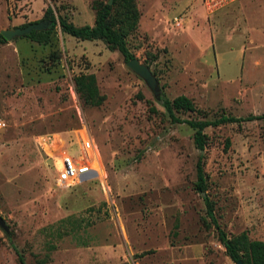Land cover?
I'll list each match as a JSON object with an SVG mask.
<instances>
[{
    "label": "rangeland",
    "instance_id": "rangeland-1",
    "mask_svg": "<svg viewBox=\"0 0 264 264\" xmlns=\"http://www.w3.org/2000/svg\"><path fill=\"white\" fill-rule=\"evenodd\" d=\"M99 1L0 0V30L35 22L46 7L91 26ZM134 4L126 46L153 89L100 41L56 29L47 46L22 37L0 45V264H18L12 247L25 264H234L203 197L226 236L245 232L264 244V122L207 127L200 151L193 131L170 123L160 105L188 98L195 111L174 113L187 121L264 115V0L213 11L201 0ZM78 74L94 75L100 106L74 93ZM83 134L98 176L57 186L49 154Z\"/></svg>",
    "mask_w": 264,
    "mask_h": 264
},
{
    "label": "trees",
    "instance_id": "trees-1",
    "mask_svg": "<svg viewBox=\"0 0 264 264\" xmlns=\"http://www.w3.org/2000/svg\"><path fill=\"white\" fill-rule=\"evenodd\" d=\"M100 0L95 8L93 23L91 26L82 25L74 26L61 16L54 15L50 7H46L43 11L42 17L32 23H37L46 20L50 23L46 30L31 31L27 36L22 38L29 40L38 46H47L51 43V39L56 29L61 34L70 36L78 41H100L110 51H117L122 60L127 62L133 59V56L128 51L126 46V37L135 31L138 13L134 4V0ZM30 24V23H29ZM29 24H24L16 28H24ZM14 29V28H13ZM6 41L0 35V45ZM55 58V57H54ZM73 91L84 105L90 107H98L104 100L103 95L98 93L95 77L93 74H78L72 77ZM160 105L172 124H186L193 131V143L195 148L202 151L205 143L204 129L207 127H217L221 125L236 124L239 125L244 122L262 121L264 122V115H246L244 117H234L221 115L216 119L207 120H181L174 115L179 112H194L195 107L192 102L184 97L177 96L171 100L161 99ZM200 157V156H199ZM195 190L201 195L205 192V176L202 169L200 158L195 164ZM202 197V196H201ZM205 206V214L212 224L217 239L224 249L227 258L234 264H264V244L258 240H250L245 232L233 236H226V234L218 226L215 217L213 216L212 204L203 197ZM71 222V221H70ZM69 217L61 219L58 224L70 223ZM64 228V226H62ZM72 226L69 231L61 230L57 232V238L68 235L72 232ZM71 230V231H70ZM49 249H53L50 245ZM15 253L18 264H25L22 255L12 247ZM147 252H142L140 255H145ZM119 264H128L122 262Z\"/></svg>",
    "mask_w": 264,
    "mask_h": 264
},
{
    "label": "built area",
    "instance_id": "built-area-1",
    "mask_svg": "<svg viewBox=\"0 0 264 264\" xmlns=\"http://www.w3.org/2000/svg\"><path fill=\"white\" fill-rule=\"evenodd\" d=\"M238 0H201L208 11L219 9ZM49 154L55 170L54 182L57 186L69 187L86 183L98 176L95 153L91 140L86 134L65 142L60 141Z\"/></svg>",
    "mask_w": 264,
    "mask_h": 264
},
{
    "label": "water",
    "instance_id": "water-1",
    "mask_svg": "<svg viewBox=\"0 0 264 264\" xmlns=\"http://www.w3.org/2000/svg\"><path fill=\"white\" fill-rule=\"evenodd\" d=\"M49 25L50 23L48 21L43 20L37 23H30L24 28L0 30V35L6 42H10L14 39L27 36L31 31L46 30ZM125 66L133 73L138 75L146 83L147 86L153 89L154 81L152 80V77L145 66L139 64L134 58L125 62ZM201 196L203 197V193H201ZM0 229L4 233H7V228L4 224V221L1 218H0ZM236 264H240V263L237 262Z\"/></svg>",
    "mask_w": 264,
    "mask_h": 264
}]
</instances>
